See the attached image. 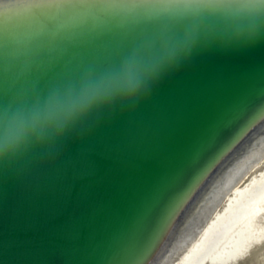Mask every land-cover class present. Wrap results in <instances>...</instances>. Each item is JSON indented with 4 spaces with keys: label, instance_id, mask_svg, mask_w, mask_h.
I'll use <instances>...</instances> for the list:
<instances>
[{
    "label": "water",
    "instance_id": "95a60500",
    "mask_svg": "<svg viewBox=\"0 0 264 264\" xmlns=\"http://www.w3.org/2000/svg\"><path fill=\"white\" fill-rule=\"evenodd\" d=\"M115 56L97 45L27 76L0 75V106ZM263 97L264 34L211 41L137 97L0 158V264H116L169 182L221 125Z\"/></svg>",
    "mask_w": 264,
    "mask_h": 264
},
{
    "label": "clouds",
    "instance_id": "9594fccd",
    "mask_svg": "<svg viewBox=\"0 0 264 264\" xmlns=\"http://www.w3.org/2000/svg\"><path fill=\"white\" fill-rule=\"evenodd\" d=\"M13 26L26 37L25 76L37 39L60 52L98 45L116 56L0 106V158L62 135L94 109L137 97L201 44L254 42L264 34V0H55L25 4L13 21L0 17V35Z\"/></svg>",
    "mask_w": 264,
    "mask_h": 264
},
{
    "label": "bare ground",
    "instance_id": "6f19581e",
    "mask_svg": "<svg viewBox=\"0 0 264 264\" xmlns=\"http://www.w3.org/2000/svg\"><path fill=\"white\" fill-rule=\"evenodd\" d=\"M53 3L0 0V17ZM25 40L14 26L0 35V75L21 70ZM94 46L60 52L33 40L32 67ZM161 194L116 264H264V97L221 125Z\"/></svg>",
    "mask_w": 264,
    "mask_h": 264
}]
</instances>
